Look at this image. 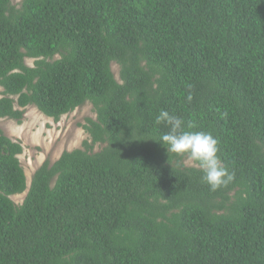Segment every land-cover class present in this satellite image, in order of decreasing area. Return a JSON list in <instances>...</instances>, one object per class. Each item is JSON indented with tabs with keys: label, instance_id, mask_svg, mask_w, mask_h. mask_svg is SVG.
<instances>
[{
	"label": "trees",
	"instance_id": "16d2710c",
	"mask_svg": "<svg viewBox=\"0 0 264 264\" xmlns=\"http://www.w3.org/2000/svg\"><path fill=\"white\" fill-rule=\"evenodd\" d=\"M0 86V118L96 110L21 204L0 130V264H264V0H0ZM162 109L218 139L230 183L167 153Z\"/></svg>",
	"mask_w": 264,
	"mask_h": 264
},
{
	"label": "rangeland",
	"instance_id": "374dc122",
	"mask_svg": "<svg viewBox=\"0 0 264 264\" xmlns=\"http://www.w3.org/2000/svg\"><path fill=\"white\" fill-rule=\"evenodd\" d=\"M19 1L13 0V3ZM25 62L31 66L34 59L26 58ZM111 67L118 78L119 65L113 62ZM2 90L0 86V97ZM86 118H96V110L90 101L62 114L58 120L44 115L34 105L25 107L20 121L7 117L0 118V130L13 141L20 142L23 148L18 158L26 176L27 188L20 194L10 196L16 204L22 203L34 172L45 161L52 164L64 151L84 148V141L90 142V134L82 127L86 123ZM103 146L104 144L96 143L92 151H99ZM185 160L186 158L184 163Z\"/></svg>",
	"mask_w": 264,
	"mask_h": 264
},
{
	"label": "clouds",
	"instance_id": "9594fccd",
	"mask_svg": "<svg viewBox=\"0 0 264 264\" xmlns=\"http://www.w3.org/2000/svg\"><path fill=\"white\" fill-rule=\"evenodd\" d=\"M188 99L191 100V96ZM222 115L226 117L227 113ZM155 123L165 124L169 129L156 140L166 147L168 154L186 157L185 164L198 168L203 174L202 180L211 190L226 186L234 179V173L228 171L218 155L220 151L218 139L210 132L186 130L181 117L163 109L155 117ZM193 127L191 122L187 124V129Z\"/></svg>",
	"mask_w": 264,
	"mask_h": 264
}]
</instances>
